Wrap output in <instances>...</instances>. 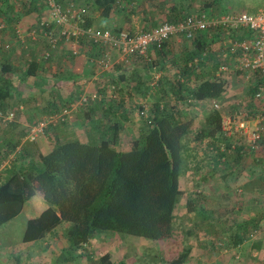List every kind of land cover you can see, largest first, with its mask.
<instances>
[{
  "label": "trees",
  "instance_id": "trees-1",
  "mask_svg": "<svg viewBox=\"0 0 264 264\" xmlns=\"http://www.w3.org/2000/svg\"><path fill=\"white\" fill-rule=\"evenodd\" d=\"M4 1L8 2L5 14L9 16L4 17L5 23L2 24L6 27L8 24L9 27V24H16L24 17L33 24L28 29H36L39 34L37 41L30 40V52L24 51L27 55L22 58V61L25 60L24 65L22 62L19 65L15 64L8 58L0 61V111L4 113L14 111L16 114L13 121L4 123L0 120V127L7 128L3 134H18L17 122L19 114L23 112L20 111L22 107L20 105H25L24 107L29 109L27 101L21 100L22 92L19 90V85L37 78L39 70H44L46 64L52 69L56 65L60 66L61 61L57 58L65 50L61 49L58 56L54 53L48 61L42 57L45 51L51 50L49 42L44 37L48 28L41 26L42 18L47 12L46 0ZM68 1L58 0L63 7L67 6ZM75 1L85 11L82 14L84 23H80L82 27L102 30L111 28L108 25L113 22L112 19L115 20V17L119 16L118 22H114L116 26L111 28L114 32L124 30V23L137 14H141L140 17L146 24L142 31H151L159 26L155 22L157 14L153 10L158 11L159 17L164 15L163 23L177 24L192 16V12L196 9L209 17L218 18L231 13L237 14L240 10L247 13L259 12L258 7L264 5V0H166L147 11L142 7V2H140L142 6L135 7L137 4L135 1L138 0ZM97 12L101 13L104 20V24L99 27L96 25ZM133 29L126 30L134 33ZM248 35L246 32L211 29L197 36L192 41V48L187 47L181 56L173 52L177 42L176 39H172L165 43L162 49L154 48L150 51L151 61L142 56H132L127 62H121L111 71H107L108 73L117 71L120 74L115 79H110V86L104 93L114 86V92L119 91L122 95L126 92L132 98L139 96L149 99L150 117L142 118L143 127L138 138L123 142L120 134L122 125L116 119L109 129L107 128V132L88 135V142L80 139H65L57 135L52 139V148L46 154L39 152L35 144L48 134L45 133L36 142H30L27 140L30 127L19 133L17 142L8 140V149L0 150V157L9 159L14 155L15 161L3 171L5 178L0 183V229L20 216L27 204L40 194L47 208L39 216L27 221L22 243L41 246L48 235L59 237L57 230L64 227L61 234L67 245L57 258L56 264L63 262L69 264L71 260H79V258L90 259L89 245L102 232L151 240L158 246L170 242L175 237V212L183 195L180 177L185 166V154L191 136L194 135L192 141L195 142L213 139L215 146L218 141L229 139L223 135V114L220 110L207 106L200 118L192 116L190 112V109L201 102L222 100L229 83L214 72L208 73L203 68L204 62L194 67L189 64L195 58H201L210 51L211 46L208 42L211 40L217 42L223 37L239 40ZM81 43L82 52L90 54L89 63L98 71L94 61L100 58L101 49L93 42H86L84 39ZM0 50L4 51L2 48ZM67 55L66 59H76L70 54ZM134 60L136 67L133 68L130 64ZM168 63H172L176 68L174 77L166 75ZM57 71L56 77L63 76V71L61 72L60 69ZM154 72L160 73V78L152 84ZM71 76L74 77L72 74ZM130 90L132 91L129 92ZM258 91V86H255L251 90V95L256 96ZM138 100L139 98L135 105H131L140 112L141 106L137 103ZM69 105L67 103L61 109L51 106L52 111L47 117L61 112ZM184 105L186 107L182 108ZM45 110L48 112V107ZM94 110H96L94 129L101 130L98 116L103 114L102 111L107 110L109 115L117 117L120 109L117 106L96 105ZM130 112L129 110L125 113L127 118H132ZM40 120L33 121V124ZM23 139L25 143L35 145L36 151L24 147L25 149L17 152V147ZM233 144H236L237 148L230 151ZM223 145H226L225 151L222 150ZM220 148L221 151L215 157V166L213 168L209 166L206 172L210 174L212 170L216 171L225 179L233 174L241 175L245 171L243 161H247L253 152L240 154L238 149L242 151L244 146L235 142L229 146L222 144ZM223 166L225 169H222ZM187 206L189 212H193L192 200ZM206 215L207 213H203L201 217L204 221L202 219L200 221L204 228H209L211 220L206 219ZM258 231L250 227L249 230L245 229L244 235L237 232L231 238L235 241L233 243L239 246ZM262 244L258 242L255 246L260 249ZM192 250V246L186 245L180 255L173 256L170 262L165 263L184 264L190 258ZM109 258V255L103 256L100 264H110Z\"/></svg>",
  "mask_w": 264,
  "mask_h": 264
},
{
  "label": "rangeland",
  "instance_id": "rangeland-1",
  "mask_svg": "<svg viewBox=\"0 0 264 264\" xmlns=\"http://www.w3.org/2000/svg\"><path fill=\"white\" fill-rule=\"evenodd\" d=\"M85 1V0H84ZM166 0H138L135 1L137 4H135V7H138L139 5L143 3L144 9L147 11H150L154 9L158 3L164 2ZM171 1V0H169ZM251 1V0H250ZM142 2V3H140ZM155 3V4H154ZM255 5H257L255 3ZM131 8V7H130ZM142 10V8L140 9ZM155 14H157V17L155 18V22L160 25L164 22L163 16L161 15L159 17V13L156 10ZM259 12H264V5L261 7H258ZM240 12H246L243 10H240ZM239 12V13H240ZM203 12L201 10H194L192 12V16H197L199 14H202ZM251 13H258V12H251ZM95 16H97L96 25L99 27L104 24V20L102 19L101 13L97 12L95 13ZM141 14L133 15L131 16L130 20L124 23V30L128 28H134L133 30L135 32L141 31L143 27L146 25L143 23L142 18L140 17ZM120 17H115V20L112 19V23L108 25V27H115L117 20ZM27 18H21L19 22L16 24H9L8 27V40L11 39L14 40L12 42V49L8 52H4L0 50V61L3 60L6 55L15 54L19 51L22 52V57L19 58L17 61H20V64L22 62L23 56H27L24 51L27 53L30 52L29 48H31V39L29 37H26V41L24 44L15 41L17 38L15 36L16 27L18 29H21L23 31H29L27 27H25V23H27ZM115 22V23H114ZM19 23V24H18ZM27 29H25V28ZM23 28V29H22ZM110 28V29H111ZM5 36V37H6ZM232 38H224L218 40V44L221 48H214L210 51H208L206 60L203 61L205 65L203 68L211 69L212 72L218 73L219 68L221 66H226L228 68L227 71L220 74V77L227 80L229 83V88L227 92L224 94L222 100H218L215 102H212L210 106L212 105L214 107V103H217L219 105V110L222 112L225 119H229L230 117L235 118L237 116H240L241 114H245V117L247 121H249L250 127L253 126V121L259 116L260 114H263L264 110V94L263 97L260 99H257L256 96L254 97L251 95V90L255 88V86H264L263 80L260 78V76L253 72H246L241 71L239 69L236 57L231 53L230 50V44ZM4 41V40H2ZM176 45L174 47L173 52L178 53L181 50H185L187 47L192 48V42L187 41H179L176 40ZM27 47V48H26ZM22 64H25V60H23ZM19 64V63H18ZM219 65L218 67H216ZM167 74L170 77H174L176 75V68L173 67L172 63H168L167 66ZM160 73H153L152 78L154 77V80L152 81V84L155 83L157 76H159ZM78 97V96H77ZM137 98H139L137 96ZM134 97L132 101V105H135V99ZM28 100V107L26 113H20L18 122H17V133L19 134L22 132V130H26L29 128V126L33 125V121H37L40 119H43L46 115L38 114V112L34 111L33 106H30L31 103H34L30 99ZM71 102V101H69ZM68 103V102H66ZM138 103V102H137ZM132 105L129 106L130 113L133 115L132 118L140 119L142 123V118L139 117V109L133 107ZM209 106V107H210ZM186 106H182V108H185ZM27 108V107H26ZM25 108V109H26ZM87 108H90L89 106ZM86 106L80 108V114L84 112L86 109ZM215 108V107H214ZM84 110V111H83ZM97 110V109H96ZM200 110V111H197ZM88 111H86V114ZM191 115L196 116L200 118V115L198 113L202 112V110L193 108L190 109ZM198 112V113H197ZM31 116L33 118L31 121H28V117ZM74 117V116H72ZM86 118V116H84ZM82 117V118H84ZM94 123V122H93ZM199 121H197V126ZM252 123V124H251ZM65 125L60 124L61 126L58 127L57 133L52 131L50 128H48L46 134L53 139V136H63L65 139H80L82 141L88 142L89 137L88 135L96 134V132H100L101 130L99 128L94 129V126L91 125L90 127L85 126L84 128L78 127V125H81L79 123H72L70 124V129H66L69 127V124L66 125V123H63ZM98 125V123H95ZM24 126V127H23ZM53 127V128H57ZM69 127V128H70ZM7 128L0 127V134H3V132ZM50 132L48 133V131ZM56 130V129H55ZM91 133V134H87ZM127 138V140H130L132 138H135L137 134H124ZM139 136V135H138ZM237 137V136H236ZM194 135L191 136L190 142H193ZM241 138V137H240ZM47 140V139H46ZM91 140V139H90ZM242 140V138H241ZM92 141V140H91ZM243 141V140H242ZM48 142L47 147H48ZM53 142V141H51ZM51 142H49L51 144ZM240 142V141H238ZM49 144V145H50ZM243 145V143L241 142ZM36 148L39 152H42V147H46V144L43 146L41 145L40 141L37 142ZM35 145L26 142L25 146L35 150ZM240 145V144H239ZM196 146V153L198 156L204 155V148L199 149V145ZM41 149V150H40ZM201 152V154L199 153ZM255 154V153H254ZM3 156V155H2ZM254 159L256 160L255 156H251V158L248 160L249 164L254 162ZM3 160H6L8 163L10 160L7 158H4ZM12 160V159H11ZM206 169L204 168L202 170V173L205 174ZM220 172V171H218ZM246 172L243 171L241 175L233 174L232 176L228 177V181H226L229 185L228 187H224L221 181H217L216 185L214 183V186L218 187H208V192L212 194L214 197L219 196L223 198L224 196H227L224 198L225 203L223 206L227 204V206L224 208L222 212L223 218H228L227 224L236 223L237 221H241L244 216L243 213L241 214L240 211L238 212L236 210V207L239 206L237 204V199L241 198L243 195H257V193L252 192L251 188H247L245 186V180H246ZM199 174V172L197 173ZM220 174V173H218ZM191 178H194L192 175V172L189 176V179L192 181ZM193 182V181H192ZM189 192L193 189L192 183L190 185V188H187ZM201 189L205 192L206 187H195L194 192H198L197 190ZM210 189V190H209ZM213 190H216L217 194L213 193ZM186 192V190H185ZM180 199L178 207L175 212V237L168 243L165 242L164 245L158 246L156 243H153L151 240H146L138 237H132L127 235H120L117 233L112 232H102L98 236L91 241L89 245V256L90 259L86 258H79V260H71L69 264H100V259L103 256L109 255V262L110 264H166L170 262L173 256L180 255L182 252V249L186 245H190L193 247L192 253L190 258L185 262L184 264H261V261L264 260V251H257L253 250L254 247H251V250L248 251L246 249L245 251H242L241 249H236L232 245V242L229 239L228 235H225L223 233H219L214 229L216 232L211 231V228H198L196 223H198V219L193 216L192 213H190L188 210V207L186 206V196ZM209 194V193H208ZM221 194V195H220ZM38 198L33 199V203L31 207H27L30 210L27 212H23L20 216L15 218L14 220L8 222L6 225H4L0 229V264H56L57 258L61 255L60 253H63L65 246L67 245V241L63 238V235L61 232L64 230V227H61L57 230L59 233V237H55L53 235H48L44 242H42L41 246L37 245L34 246L33 244H23L22 243V237L24 235V231L27 224V217L28 213L33 211L34 213L39 212L43 206V201L40 198V194H38ZM42 197V196H41ZM229 205V206H228ZM29 206V204H28ZM248 206V205H243ZM248 208V207H247ZM245 209V208H244ZM27 210V209H26ZM253 212L249 213H255V208L253 209ZM213 226H216L219 224L217 221V218H212ZM65 226H67L65 224ZM206 232H203L205 231ZM259 231L255 233L254 236H250L249 238L245 239V243L250 244L249 246H254L252 244H256L258 242H264V225L261 229H258ZM208 231V232H207ZM254 232V230H253ZM105 233V234H104ZM197 233V234H196ZM264 246V243H263ZM262 246V247H263ZM45 249L44 251L42 249ZM264 250V247H263ZM92 260V261H91ZM166 262V263H165ZM61 264H68V263H61Z\"/></svg>",
  "mask_w": 264,
  "mask_h": 264
},
{
  "label": "crops",
  "instance_id": "crops-1",
  "mask_svg": "<svg viewBox=\"0 0 264 264\" xmlns=\"http://www.w3.org/2000/svg\"><path fill=\"white\" fill-rule=\"evenodd\" d=\"M8 7V2L4 1V0H0V25L2 24L3 19L5 16H9L8 14L6 15V11ZM29 20V19H28ZM5 23V22H4ZM7 27L6 29L1 30L0 29V43H11L14 42L13 39H11L10 41L8 40V36H6L8 34V24H6ZM32 23L27 21V23H25V27L30 28L32 27ZM23 27V28H25ZM22 28V29H23ZM25 28V29H27ZM29 30V29H28ZM32 30V29H30ZM6 36V37H5ZM4 40V41H2ZM17 41V39L15 40ZM210 41V40H208ZM18 42V41H17ZM210 44V50L212 49H216V48H221L220 45L218 44V41L213 42L212 40L210 42H208ZM8 52V51H5ZM11 52V51H10ZM5 56L8 57V59H11L15 64H20V61H17L19 58L22 57V52L19 51L15 54H10ZM25 53V52H24ZM183 53V50H181L177 54L178 56H181V54ZM89 55L86 52H83L82 55H80L78 58L70 60V59H66V57H68L67 53L64 52L62 53L61 56H58L57 59H60L61 63L60 66H54V68L52 69L51 66H49L48 64H46L44 66V70L40 71L39 70V75L37 76V78H35L34 80H27L26 84H21L19 85V90L22 92V96H21V100L23 99L25 102L27 101V105L28 104V100L26 99H30L31 101H33L34 103H31L30 106H33L34 111L38 112V114H44L46 115L44 118L47 117V114L51 113L52 111V107H58L59 109L63 108V106H65V104H67L66 102H68V104H72L73 102H77L78 100H80V98L82 96H88L89 97V103L86 106V108L89 106L90 108H87L84 112H82V114H80L81 107L84 106H80L76 111L73 112L74 117H71L70 119H68V121H66V125L69 124H74V123H79L81 125H78V127L84 128L85 126L90 127L91 125L94 126V119H95V112L96 110L95 107L96 105L98 106H117L120 110H119V114H117V117H113L111 115H109V111H102V115L98 116L100 118H98V121L101 123V130L100 132H96V134H101L104 132H107L110 125H112L116 119H118V121L121 123L122 128L120 130V134H121V138H123V142H127L129 140H127L128 138L122 134H137L135 136V138H138V135L140 134V130L143 127V123H141L140 119L137 118H127V116L125 115L126 112H128L129 106L132 104V101L134 98L131 97V95H129L128 93L124 92V95H122V93H120L119 91L116 92H112L111 89L107 90L106 93L105 90L106 88L108 89L110 86V79H115V77L119 76L120 72H107L105 74L98 72L97 70L93 69L92 66L89 63ZM1 57V56H0ZM70 57V56H69ZM67 60V61H66ZM24 62V61H22ZM135 60L130 64V67H136L135 64ZM18 64V65H19ZM168 65V64H167ZM61 70L63 76L61 77H56V73H58L57 70ZM208 71V73H211V69H209V67H207L206 69ZM22 73H19V75H21ZM71 74L74 76L72 77ZM157 74V73H156ZM217 75H219L217 73ZM72 77V79H70ZM223 78V77H222ZM225 79V77L223 78ZM119 88L120 85H119ZM125 89H127V87L124 86ZM259 88V86H258ZM101 91V93H100ZM132 90H130L129 92H131ZM106 95V96H105ZM78 96V97H77ZM139 97V96H138ZM137 98V97H136ZM141 99V97H139V100ZM135 99V103H136ZM139 100L137 102H139ZM71 101V102H69ZM212 102H201L199 104H197L195 106V109H201L202 112L198 113L200 116H202L205 107L210 106ZM103 104V105H102ZM23 107V112L22 113H26L27 109H25L26 107H24L23 105H20ZM70 106V105H69ZM212 106V105H211ZM48 107V112L47 110H45V108ZM67 107V106H66ZM126 108L125 110L121 109V108ZM30 108V107H29ZM51 108V109H50ZM50 109V110H49ZM264 110V108H262ZM86 111H88L86 114ZM200 111V110H197ZM55 114V113H54ZM52 115V114H51ZM109 115V116H107ZM26 116V115H25ZM50 116V115H49ZM86 116V118L84 117ZM133 116V115H132ZM28 117V121H31L34 117ZM84 117V118H82ZM43 118V119H44ZM97 119V118H96ZM112 119V122H110V120ZM98 122V123H99ZM252 124V123H251ZM62 125H65L62 123ZM57 126H61L60 124L56 125V126H52L51 125V130L56 132L58 131V127ZM253 126H254V122H253ZM24 127V126H23ZM30 127V126H29ZM53 127H57V128H53ZM66 128V129H72L70 128ZM108 128V129H107ZM56 129V130H55ZM91 129V127H90ZM87 134H91V133H87ZM19 135L20 134H0V150L3 151H7L8 149V140H14V142L19 140ZM237 136V137H236ZM233 139H226V141H218L216 144L217 146H215L213 143V139H206L202 142H191L190 144L188 143L187 146V152L185 154V166L182 170L181 173V177H180V188L181 191L183 192L182 198L184 196V192H185V196H186V206L187 203L190 202L192 200L193 202V212H191L193 214V216L196 218V220L198 219V223H196L197 227L200 228L202 227L203 230V225L200 221V219H202V221H204V218H202L203 213H207V218L206 219H210L211 220V224L210 230H214L216 229L217 232L219 233H223L225 235L229 236L230 241L232 242V245L234 246V248L241 249L242 251H245L246 249L251 250V247H254L253 250H257V251H261L263 252V244L260 249H258V247L255 246V244H252L254 246H249L250 244L245 243L246 241H244L243 243H241L239 246H236L233 242L234 239L231 238L232 235L237 234V232H241L240 234L244 235V231L249 230V228H256V229H261L262 226L264 225V134H263V140L260 143V149L256 152L253 153L252 156L257 157L256 163L252 162L251 164H249L248 160L251 158L248 157L247 161L244 160L243 164H245V174H246V180H245V186H247V188H251L252 192L257 193V195H243L241 198L237 199V204H239V206L236 207V210L242 214L244 218L241 221H237L236 223H231L230 225L225 223L224 221H227L228 218H223L222 216V212L224 210V208L227 206V204L225 206H223V204L225 203L224 198H226L227 196H224L223 198L216 196L214 197L212 194H210V192H208V187H218V186H214V183L216 185L217 181H221L222 184L224 185V187H228V183L226 181H228V178H222V175L217 174L216 171H211V173L209 174L208 172L205 171V174L202 173V170L205 168L206 170L210 167H214L215 166V157L216 154L221 151V145L222 144H227L228 146L232 143L235 142L238 145H242L241 142L243 143V141L241 140L239 135H236ZM56 136H53L52 138L54 139ZM95 137V136H92ZM51 137L48 135H45L44 137H42L40 139V143L43 146L44 144H46V147H42V153L46 154L47 152H49L52 148V145L49 143L52 141V139H50ZM89 138V137H86ZM91 138V137H90ZM127 138V139H126ZM47 139V140H46ZM48 142V147H47V143ZM215 141V140H214ZM240 141V142H238ZM25 139L22 140V142L20 143V145L17 147V152H19L20 150L25 149ZM50 144V145H49ZM199 145V149L204 148V155H200L198 156V154L196 153V146L195 145ZM220 149V150H219ZM41 150V149H40ZM238 151L240 152V154H246V153H242L241 150L238 149ZM238 152V153H239ZM201 154V152H199ZM234 154V153H233ZM231 154V155H233ZM4 157V154H3ZM3 158L0 157V183L4 180L5 178V173H3V171L10 166V164H12V162L15 161V156L11 155L10 156V160L9 163L7 161H2ZM12 159V160H11ZM255 161V160H254ZM11 162V163H10ZM222 169H225V167L223 166ZM192 172V175L194 178H191L192 181L189 179V176ZM199 172V174H197ZM213 172V173H212ZM192 183L193 189L189 192V190L187 189L188 187L190 188V185ZM195 187H206L205 192L202 191L201 189H198V192H194ZM215 189V188H214ZM210 190V189H209ZM216 190H213V193H216ZM209 193V194H208ZM221 195V194H220ZM39 196L34 197L38 198ZM41 198V197H40ZM33 199L27 204V206L25 207L24 211L28 212L33 203ZM42 199V198H41ZM43 201V200H42ZM243 205H248V206H244ZM229 206V205H228ZM29 207V208H27ZM188 207V206H187ZM248 207V208H247ZM47 208L46 204L43 202V206L41 208V210H39V212L34 213L33 211H31L30 213H28V217H27V221H29L30 219H33L37 216H39L45 209ZM245 208V209H244ZM255 210V213H249V212H253ZM27 209V210H26ZM189 209V208H188ZM23 211V212H24ZM189 211V210H188ZM249 211V212H247ZM22 212V213H23ZM202 216V217H201ZM217 218L218 221V225L213 226V222H212V218ZM229 222V221H228ZM230 223V222H229ZM200 225V227H199ZM243 229V230H242ZM242 230V231H241ZM214 230V232H216ZM203 232H206L203 231ZM208 232V231H207ZM197 234V233H196ZM264 243V242H262ZM45 249H43L44 251ZM261 264H264V260L261 261Z\"/></svg>",
  "mask_w": 264,
  "mask_h": 264
},
{
  "label": "built area",
  "instance_id": "built-area-1",
  "mask_svg": "<svg viewBox=\"0 0 264 264\" xmlns=\"http://www.w3.org/2000/svg\"><path fill=\"white\" fill-rule=\"evenodd\" d=\"M47 12L42 18V25L48 28L44 33V37L49 42L51 50L42 54L43 59L49 60L53 54L58 55L64 48L67 54L78 58L82 55V40L93 42L101 49V56L94 61L97 64L98 72L104 73L111 71L115 65L121 62H127L132 56H142L146 60L151 61L149 53L152 49H162L164 44L176 39L179 41L186 40L192 42L197 36L211 29L221 28L225 31L246 32L249 35L242 39L232 40L230 44L231 53L236 57L239 69L241 71L253 72L260 76L264 82V12L251 14L240 12L237 14H227L221 17H209L202 13L197 16H188L177 24L163 23L153 28L151 31H137L131 33L127 30L114 32V30L84 28L80 23H84V9L79 7L75 0H69L66 7H63L58 0H46ZM0 29H6L4 24L0 25ZM15 35L17 41L24 44L26 37L31 41H37L39 34L36 29L23 31L16 27ZM0 48L4 51L12 49L11 43H0ZM207 54H203L201 58H195L191 67L200 65L205 61ZM226 66L219 68L220 74L227 71ZM160 78L157 76L156 80ZM115 87H111L114 92ZM264 94V86L259 87L256 98L260 99ZM89 103L88 96H82L77 102H73L69 107H65L61 112L46 117L29 128L27 140L36 142L44 136L49 126H56L60 123L68 121L80 106ZM141 106L139 112L140 118H149V99L141 98L138 102ZM215 109L219 110V105L214 103ZM23 107H20V111ZM16 114L14 111L6 113L0 111V120L4 123L13 121ZM254 127H250L245 114H241L235 118L225 119L223 116L222 131L226 138L233 139L239 135L243 140L244 149L242 153L247 151L256 152L260 149V143L264 134V114H260L253 121ZM151 123V122H149ZM226 145L222 146V150H226ZM236 144H233L230 151L236 150Z\"/></svg>",
  "mask_w": 264,
  "mask_h": 264
}]
</instances>
